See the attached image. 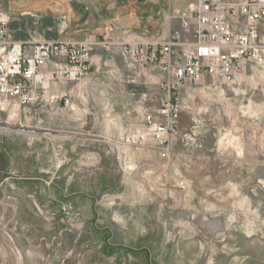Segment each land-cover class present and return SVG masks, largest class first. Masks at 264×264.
<instances>
[{"label": "rangeland", "instance_id": "obj_1", "mask_svg": "<svg viewBox=\"0 0 264 264\" xmlns=\"http://www.w3.org/2000/svg\"><path fill=\"white\" fill-rule=\"evenodd\" d=\"M2 2L12 38L107 37L82 80L55 85L69 104L0 110V264H264V119L244 91L259 76L177 91L161 157L137 134L167 77L110 44L192 41V0Z\"/></svg>", "mask_w": 264, "mask_h": 264}, {"label": "built area", "instance_id": "obj_2", "mask_svg": "<svg viewBox=\"0 0 264 264\" xmlns=\"http://www.w3.org/2000/svg\"><path fill=\"white\" fill-rule=\"evenodd\" d=\"M191 12L192 41L173 34L163 42L110 43L137 65L154 64L168 75L165 99L144 114V129L137 134L141 141L154 143L161 157L168 155L170 138L179 128L182 106L177 91L205 79L233 83L248 66L264 72V0H192ZM106 37L15 41L0 0V110L17 115L61 100L69 104L66 95H48L47 90L59 82L82 80L90 70L92 52L105 46Z\"/></svg>", "mask_w": 264, "mask_h": 264}, {"label": "crops", "instance_id": "obj_3", "mask_svg": "<svg viewBox=\"0 0 264 264\" xmlns=\"http://www.w3.org/2000/svg\"><path fill=\"white\" fill-rule=\"evenodd\" d=\"M13 40L15 41H42V40H46V39H41V40H23L21 39V37H14L13 36ZM95 56H92L91 57V64L94 60ZM164 75L168 78V75L166 72H164ZM241 76L244 77L245 81L247 80H251L253 77L255 76H259L260 78V83L259 85H255V84H246L244 85V91H247V92H255L257 91L256 88H258V92H259V107H260V110H261V116H260V119H264V72H262L260 69H258L257 67L255 66H248L247 69L245 71H241V72H238L237 73V76L236 78H240ZM167 78H163L162 80V86H163V83L165 81V79ZM238 89L234 88V91H236ZM163 92H165V96L167 95V91L166 89L164 88L163 86ZM47 93L48 95H53V94H64L68 97V99H70V97L68 96V93L66 91H61L59 90L58 88H56L55 85H52L49 87V89L47 90ZM249 102L251 104H255L256 101L255 100V96L254 95H250V98H249ZM59 104H64V101L61 100L59 101V103H54V104H48L46 105L41 111H43L45 108H48V107H55ZM65 105V104H64ZM37 110H39V108L37 107L36 108ZM22 114V113H20ZM116 127H117V124L120 126V121H116ZM143 124H144V119H143ZM112 129L110 127H106V129L103 131V134L106 136H109V134H112L113 130L111 131Z\"/></svg>", "mask_w": 264, "mask_h": 264}]
</instances>
